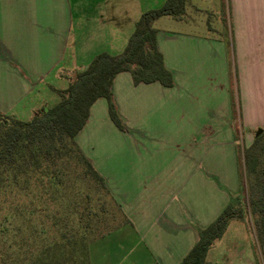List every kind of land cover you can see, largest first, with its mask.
Returning a JSON list of instances; mask_svg holds the SVG:
<instances>
[{"label": "crops", "instance_id": "crops-1", "mask_svg": "<svg viewBox=\"0 0 264 264\" xmlns=\"http://www.w3.org/2000/svg\"><path fill=\"white\" fill-rule=\"evenodd\" d=\"M164 1L0 0V110L16 111L50 77L66 88L102 51L120 53L141 14ZM227 2L229 21L218 28L198 17L215 8L193 0L182 18L156 20L175 84H135L130 71L117 73L114 99L128 130L114 123L106 97L92 104L76 140L124 221L92 241L90 264H179L198 228L240 191L236 126L245 146L264 128V0ZM221 238L210 264L222 260Z\"/></svg>", "mask_w": 264, "mask_h": 264}, {"label": "trees", "instance_id": "trees-1", "mask_svg": "<svg viewBox=\"0 0 264 264\" xmlns=\"http://www.w3.org/2000/svg\"><path fill=\"white\" fill-rule=\"evenodd\" d=\"M186 6L187 0H165L159 7L144 11L120 53L102 51L96 54L66 88L57 89L60 99L52 106L40 108L31 119L23 120L0 110V201L23 219L28 213L44 214L52 220L54 228V238L46 242L42 241L40 226H28L31 241L23 238L22 242L32 244L36 252L25 264H90V241L82 229L89 228L95 214L91 196L85 194L78 202L68 203L67 212L62 216L51 209L56 205L53 185L58 184L57 177L61 173L72 167L81 168V174L100 185L120 210L105 177L96 170L76 136L87 122L92 104L101 96L108 100L114 123L121 130H128L114 99L112 87L117 73L130 71L135 84L156 81L165 86L175 84L158 46L155 22L166 15L182 18ZM233 109L237 115L235 98ZM236 139L241 140L240 126H236ZM244 149L248 158L261 162L254 181L246 186L247 204L244 205L242 197L236 196L216 219L199 227L198 240L179 264H210V248L223 236L231 219L244 218L246 209L252 217L259 245L264 247V128H260L253 143ZM32 187L36 190L32 201L34 208L26 213L25 206L14 205L10 198L15 190L27 196ZM4 255L0 250L1 264H12Z\"/></svg>", "mask_w": 264, "mask_h": 264}, {"label": "rangeland", "instance_id": "rangeland-1", "mask_svg": "<svg viewBox=\"0 0 264 264\" xmlns=\"http://www.w3.org/2000/svg\"><path fill=\"white\" fill-rule=\"evenodd\" d=\"M193 1L201 7L215 8L211 13L203 12L202 15H198L199 18H205L204 20L209 19L213 26L218 28L223 22L226 23L229 21L227 0ZM164 2H161L160 5ZM189 13L191 14V10H189ZM192 14L195 15L196 13ZM172 20V17L165 16L160 24L168 21L174 22ZM178 26L183 27L184 25L183 23H178ZM217 31L218 30H211L210 33L217 34ZM65 82L67 83V80H65ZM63 84L64 82L62 80L50 77L48 83L41 85L35 94H30L24 101L25 103L23 102L20 108L16 111H12L10 114L23 120L31 119L40 108L43 106H52L60 99V95L55 87H63ZM39 101L42 102L39 103ZM35 105L38 106L36 107ZM259 130L260 128H258V130L256 129L255 133L257 134ZM243 138V129H241V140L238 141L241 186L240 191L232 198L240 196L243 198L244 205H246V186L254 181L261 162L258 159L251 160L246 156ZM57 181L58 184L53 185V191L56 193L53 195L56 198V205L54 207L51 206V209L55 210L57 214L63 216L67 212V204L70 202L74 204L77 200L79 201L83 195L89 194L91 196L95 214L91 217L89 228L85 230L82 229L90 241V244L96 238L101 237L102 235L99 236L101 233L103 235L110 233L123 223L124 220L121 211L114 203L111 196L102 189L100 185L84 177L81 174V168L72 167L66 173H61L57 177ZM46 187L48 190L52 189L51 187ZM35 194L36 190L34 188L31 189L30 194L27 196L21 195L20 191L18 192L15 190L10 199L13 201L14 205L19 204L23 207L25 206L26 213H28L34 208L32 201ZM70 210L72 209L70 208ZM238 220L241 222L239 223ZM83 223L81 224L84 225ZM77 224L79 223L77 222ZM28 226H31V228H33V226H40L42 228V241L48 242L54 238V228L50 218H47L44 214L37 215L28 213L23 219L21 216L17 215L14 209L10 210L9 207H6L5 204H2L0 201V250L5 253L4 256L7 257L12 264H25L27 261H30V257L36 252V248L32 246V244L22 242L23 238H29L28 242L31 241L32 234ZM217 246H219L222 256V260L219 264H236L247 260L251 256L256 257L259 264H264V247L259 245L253 228L252 217L247 209L244 218H233L230 220L227 230ZM1 260L0 258V264Z\"/></svg>", "mask_w": 264, "mask_h": 264}]
</instances>
